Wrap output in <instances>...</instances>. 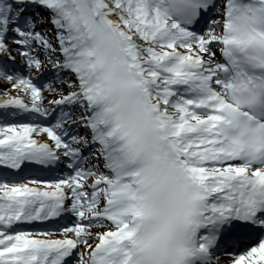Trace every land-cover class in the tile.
Instances as JSON below:
<instances>
[{"label": "snow or ice", "instance_id": "1", "mask_svg": "<svg viewBox=\"0 0 264 264\" xmlns=\"http://www.w3.org/2000/svg\"><path fill=\"white\" fill-rule=\"evenodd\" d=\"M258 66L264 0H0V264H264Z\"/></svg>", "mask_w": 264, "mask_h": 264}, {"label": "clouds", "instance_id": "2", "mask_svg": "<svg viewBox=\"0 0 264 264\" xmlns=\"http://www.w3.org/2000/svg\"><path fill=\"white\" fill-rule=\"evenodd\" d=\"M249 71H264V66L249 67ZM178 237L174 236L169 242L166 250H157L153 253H142L144 264H177L176 246Z\"/></svg>", "mask_w": 264, "mask_h": 264}, {"label": "bare ground", "instance_id": "3", "mask_svg": "<svg viewBox=\"0 0 264 264\" xmlns=\"http://www.w3.org/2000/svg\"><path fill=\"white\" fill-rule=\"evenodd\" d=\"M17 61H19V55H17ZM45 103H46V101H45Z\"/></svg>", "mask_w": 264, "mask_h": 264}]
</instances>
